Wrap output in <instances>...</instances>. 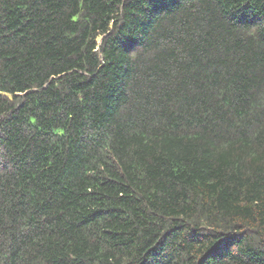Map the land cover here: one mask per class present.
<instances>
[{"label":"trees","instance_id":"trees-1","mask_svg":"<svg viewBox=\"0 0 264 264\" xmlns=\"http://www.w3.org/2000/svg\"><path fill=\"white\" fill-rule=\"evenodd\" d=\"M0 264H264V0H0Z\"/></svg>","mask_w":264,"mask_h":264}]
</instances>
